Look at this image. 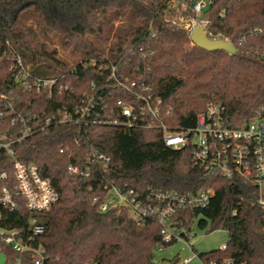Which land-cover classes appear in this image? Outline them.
Wrapping results in <instances>:
<instances>
[{"label":"trees","instance_id":"trees-1","mask_svg":"<svg viewBox=\"0 0 264 264\" xmlns=\"http://www.w3.org/2000/svg\"><path fill=\"white\" fill-rule=\"evenodd\" d=\"M202 15L215 36L235 43V54L193 45L182 18L196 17L195 13L172 8L169 0H0V141H12L16 157L37 164L61 196L41 213L24 206L4 211L3 223L27 230L37 217L46 227L37 238L49 254L46 264H159L156 251L175 243L163 240L155 221L137 225L126 209L102 212L105 190L98 175H69L67 154L60 152L66 146H71L73 162L80 165L96 148L110 156L109 170L120 187L185 194L214 189L206 207L178 212L173 226L191 230L197 223L207 232L218 228L228 232L226 249L198 254L204 262L264 264V208L257 203L254 188L238 178L207 176L193 165L189 148L165 146L161 132L63 124L20 139L19 121L12 124L16 114L10 103L16 112L41 113L67 99L65 94L48 97L45 91L23 87L12 69L17 55L31 74L49 78L66 73L70 65L57 44L75 60L117 58L137 41L154 51L152 84L165 108L172 110L170 124L194 125L197 113L216 102L231 121L251 119L264 105V35L250 36L255 28L264 29V0H216ZM88 79L76 84L75 96ZM13 163L0 148V172L12 175ZM0 251L7 256L5 264L18 259L33 264L30 253H17L1 242Z\"/></svg>","mask_w":264,"mask_h":264},{"label":"built area","instance_id":"built-area-1","mask_svg":"<svg viewBox=\"0 0 264 264\" xmlns=\"http://www.w3.org/2000/svg\"><path fill=\"white\" fill-rule=\"evenodd\" d=\"M215 1L169 0L172 8L181 12L191 9L195 13L196 17L182 18L191 32L197 26H206L209 38L224 39L215 36L209 30L210 21L202 18L203 9ZM250 33L253 37L264 35V29L255 28ZM151 37H155V33H151ZM153 54L149 44L137 41L122 56L79 57L70 61L66 73L49 78L31 74L29 65L17 55L12 69L15 79L23 87L45 91L48 97L65 94L67 98L50 112L41 113L16 112L10 103L9 108L16 114L12 124L16 119L20 123V139L63 124L110 126L127 133L159 131L165 146L181 150L189 148L193 165L207 176L238 178L250 184L255 190L257 203L264 208V105L251 119L234 122L227 117L222 104L210 103L197 113L194 125L170 124L168 118L172 110L165 108L163 98L155 93L152 84ZM81 74H84L83 79ZM90 74L92 78L88 79ZM86 78L81 93L75 96L76 84ZM12 144V141H0V148L5 149L14 161L12 175L6 170L0 172V242L17 253H30L33 264H46L49 259L46 247L37 243L38 236L46 230L45 225L33 217L27 230L9 228L3 223V212L11 213L24 206L31 212L41 213L55 205L61 196L51 180L42 175L37 164L25 163L16 157ZM70 147L60 149L67 154V173L78 178L98 175L105 190V199L99 206L102 212L126 209L137 225L146 220L155 221L165 242L183 241L193 250L189 242L192 229L177 228L173 226V220L180 211L206 207L215 194L214 189L185 194L154 188L139 192L128 185L120 187L109 170L110 156L96 148L80 165L73 162L74 153ZM221 249H226V244ZM197 256L193 253L180 264H190ZM204 263L245 264L233 260ZM12 264L23 263L18 259Z\"/></svg>","mask_w":264,"mask_h":264},{"label":"rangeland","instance_id":"rangeland-1","mask_svg":"<svg viewBox=\"0 0 264 264\" xmlns=\"http://www.w3.org/2000/svg\"><path fill=\"white\" fill-rule=\"evenodd\" d=\"M117 24V22L115 23ZM59 54L67 61H72L74 57L71 53L63 49L57 44ZM192 236L189 242L192 245V249H189L183 241H177L173 245L167 248L159 249L156 251V259L159 264H180L188 257H192L193 253H203L214 249L222 248L224 244L228 242V232L225 229L218 228L211 232H207L199 228L196 223L192 228ZM7 256L3 251H0V264L7 263ZM190 264H205L204 261L199 257H195Z\"/></svg>","mask_w":264,"mask_h":264},{"label":"water","instance_id":"water-1","mask_svg":"<svg viewBox=\"0 0 264 264\" xmlns=\"http://www.w3.org/2000/svg\"><path fill=\"white\" fill-rule=\"evenodd\" d=\"M206 26H197L190 34L191 42L198 48L206 51H226L229 54H235L238 50L232 40L216 39L213 40L208 37Z\"/></svg>","mask_w":264,"mask_h":264}]
</instances>
